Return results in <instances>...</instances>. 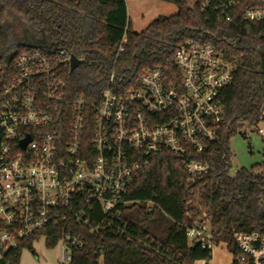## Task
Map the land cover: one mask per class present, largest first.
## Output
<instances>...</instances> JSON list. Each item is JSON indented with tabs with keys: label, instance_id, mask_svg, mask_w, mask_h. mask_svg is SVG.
<instances>
[{
	"label": "built area",
	"instance_id": "2783aa9c",
	"mask_svg": "<svg viewBox=\"0 0 264 264\" xmlns=\"http://www.w3.org/2000/svg\"><path fill=\"white\" fill-rule=\"evenodd\" d=\"M200 4L227 21L238 11L264 36V0ZM126 41L124 35L117 53ZM44 42L9 64L0 57V264H11L9 254L26 241L23 249L35 254L40 241L47 246L53 239L62 248L58 264H70L72 251L102 234L144 241L130 231L125 210L134 204L163 210L129 198L133 181L164 151L179 156L189 179L207 174L208 162L196 156L226 122L220 93L232 83L236 62L212 44L188 39L173 53L175 71L153 65L134 85L106 88L89 100L69 92L72 53ZM114 78L112 70L110 85ZM248 123L264 134V112L260 122ZM185 237L188 246L226 250L214 240L207 211L185 226ZM232 238L230 264H264V231L234 230Z\"/></svg>",
	"mask_w": 264,
	"mask_h": 264
},
{
	"label": "trees",
	"instance_id": "16d2710c",
	"mask_svg": "<svg viewBox=\"0 0 264 264\" xmlns=\"http://www.w3.org/2000/svg\"><path fill=\"white\" fill-rule=\"evenodd\" d=\"M176 6V13L154 18L144 29H132L125 0H0V57L11 63L28 33L43 37L81 58L67 74L73 96L96 99L106 88L126 89L146 68L161 65L175 71L176 47L194 39L223 49L236 62L234 79L220 93L226 120L219 138L196 158L208 162L209 172L189 179L179 156L164 151L153 159L129 189V198L151 200L163 210L148 212L141 204L127 208L130 231L143 238L128 241L102 234L93 245L72 251L70 264H196L211 251L188 246L185 226L203 211L211 213V231L217 244L234 250L233 231H264V163L231 170L229 138L243 127L261 121L264 112V36L261 25L233 11L225 20L213 9L201 10V0H159ZM124 50L116 52L123 36ZM115 78L109 84V75ZM51 239L47 247H53ZM9 254L21 264L23 247Z\"/></svg>",
	"mask_w": 264,
	"mask_h": 264
},
{
	"label": "rangeland",
	"instance_id": "374dc122",
	"mask_svg": "<svg viewBox=\"0 0 264 264\" xmlns=\"http://www.w3.org/2000/svg\"><path fill=\"white\" fill-rule=\"evenodd\" d=\"M194 0H188L191 4ZM176 6L159 0H128V17L132 29L136 32L144 29L158 16H170L176 13ZM19 34L24 37L22 31ZM264 126V123L261 124ZM240 131H245L242 137L237 130L228 141L231 152V170L234 175L240 168H250L252 165L264 163V134L259 135L248 122L243 123ZM62 248L59 244L47 247L40 241L35 246V254L23 249L21 264H58L61 260ZM209 260V259H208ZM230 257L224 248H217L211 253V264H230ZM196 264H204V260Z\"/></svg>",
	"mask_w": 264,
	"mask_h": 264
},
{
	"label": "water",
	"instance_id": "95a60500",
	"mask_svg": "<svg viewBox=\"0 0 264 264\" xmlns=\"http://www.w3.org/2000/svg\"><path fill=\"white\" fill-rule=\"evenodd\" d=\"M24 45L27 47H43L45 46V42L44 39H36L34 38L32 35L30 34H26L24 36ZM80 63V60L75 56V55H71V66H70V71H73ZM239 134L242 137H246L245 136V132L244 131H239ZM26 141L23 142V145H25Z\"/></svg>",
	"mask_w": 264,
	"mask_h": 264
},
{
	"label": "flooded vegetation",
	"instance_id": "af4514ba",
	"mask_svg": "<svg viewBox=\"0 0 264 264\" xmlns=\"http://www.w3.org/2000/svg\"><path fill=\"white\" fill-rule=\"evenodd\" d=\"M33 36V35H32ZM34 37V36H33ZM37 37V36H36ZM210 260V259H209ZM209 260H204V264H211Z\"/></svg>",
	"mask_w": 264,
	"mask_h": 264
},
{
	"label": "crops",
	"instance_id": "0c3cea01",
	"mask_svg": "<svg viewBox=\"0 0 264 264\" xmlns=\"http://www.w3.org/2000/svg\"><path fill=\"white\" fill-rule=\"evenodd\" d=\"M125 2H126L127 14H128V0H125Z\"/></svg>",
	"mask_w": 264,
	"mask_h": 264
}]
</instances>
